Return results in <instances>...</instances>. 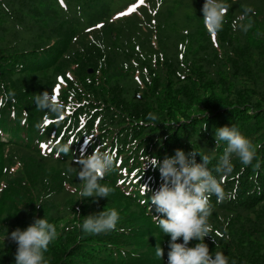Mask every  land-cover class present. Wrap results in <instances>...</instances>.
Listing matches in <instances>:
<instances>
[{
	"label": "trees",
	"instance_id": "trees-1",
	"mask_svg": "<svg viewBox=\"0 0 264 264\" xmlns=\"http://www.w3.org/2000/svg\"><path fill=\"white\" fill-rule=\"evenodd\" d=\"M139 1L0 0V264H15L17 245L6 236L34 216L57 229L47 264H167L170 237L149 199L162 180L145 164L176 149L207 156L209 170L233 194L210 199V252L223 253L228 264H264V0H225L217 45L203 21L205 0H146L138 13L114 19ZM90 67L105 71L98 82ZM60 77L70 100L88 92L99 97L100 119L112 114L84 152L101 144V151L116 150L114 169L100 181L112 189L107 198L79 195L81 157L72 142L56 140L66 125L33 103L62 86ZM109 102L112 110L104 108ZM47 123L55 124L45 129ZM232 125L255 156L244 165L233 155L232 172L220 175L215 167L226 143L216 145L215 132ZM43 143L59 150L42 153ZM111 209L120 217L114 230L82 231L85 217Z\"/></svg>",
	"mask_w": 264,
	"mask_h": 264
},
{
	"label": "clouds",
	"instance_id": "clouds-1",
	"mask_svg": "<svg viewBox=\"0 0 264 264\" xmlns=\"http://www.w3.org/2000/svg\"><path fill=\"white\" fill-rule=\"evenodd\" d=\"M228 7L225 0H205L202 7L205 27L211 26L214 31H220ZM33 103L39 111H46L57 117L65 114V105L58 99L55 90L36 94ZM215 141L216 145L222 141L226 143L224 153L215 167L217 174L228 175L232 172L233 155L244 165L251 164L254 159L252 142L235 125L216 129ZM102 147L101 144L91 155H82L77 161V177L83 183L79 193L82 198L98 200L107 198L112 192L110 187L100 181L114 169L116 155L108 150L101 151ZM60 150L67 154L70 145ZM197 155L201 157V163H197ZM209 163L207 156H202L195 150L186 154L183 150L176 149L173 156H165L162 162L155 157H147L145 168H158L162 180L159 189L149 199L159 214L153 216V219L163 234L170 237L167 264H228L223 253H211L208 245L204 243L205 237L211 236L213 231L208 222L212 214L211 197L215 195L217 202H223L233 195L225 193L217 176L209 170ZM119 218L115 209L104 210L85 217L81 229L88 234L105 233L116 228ZM6 238H10L17 245L15 264H47L44 253L57 238V229L46 218L34 216L33 222L26 229L17 228ZM181 239L183 242L178 243ZM193 240L199 243L189 247ZM155 249L157 258L163 259L165 253L160 244L157 243Z\"/></svg>",
	"mask_w": 264,
	"mask_h": 264
},
{
	"label": "rangeland",
	"instance_id": "rangeland-1",
	"mask_svg": "<svg viewBox=\"0 0 264 264\" xmlns=\"http://www.w3.org/2000/svg\"><path fill=\"white\" fill-rule=\"evenodd\" d=\"M136 7L137 6L134 5L132 9H136ZM89 71L92 77L93 76L95 77L94 79L93 78L92 79L96 82H98L99 75H101L102 73H105L104 70L102 69L98 70L94 67H90ZM69 77H72V76H69ZM60 80L62 81V86L55 87V93L58 99L62 101L65 105L64 116L71 115L76 119V122H74L72 125L74 128H76V130L73 131L71 135H69L70 137L69 136L68 137L73 141L75 151H78V148L81 146V144L84 141L89 140L90 138L94 137L95 135H97L99 132H101L105 128L106 124L111 123L110 117L112 114L102 112L105 118L100 119V117H98L99 109L95 108L94 106V102L98 100L99 97L94 99L88 92L84 96H82L81 98H78L75 101L70 100L73 93L70 92V89L68 88V85L66 83V79L60 77ZM140 84L141 82L139 83V85ZM70 103L76 106L74 110L67 109V106ZM104 104L105 103H103L102 105ZM107 107L109 108V110H112L113 109L112 103L109 102L104 108H107ZM45 114H50V113L47 112ZM54 124L55 123H47L45 126V129L46 128L48 129L50 126ZM67 124L70 125L69 123ZM53 131L54 129H52V132ZM18 182L22 183L23 185V181L20 180Z\"/></svg>",
	"mask_w": 264,
	"mask_h": 264
}]
</instances>
